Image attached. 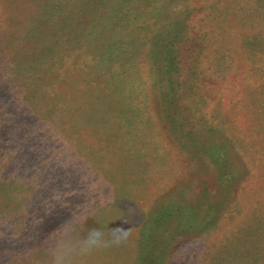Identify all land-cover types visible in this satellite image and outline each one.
<instances>
[{"label":"rangeland","instance_id":"374dc122","mask_svg":"<svg viewBox=\"0 0 264 264\" xmlns=\"http://www.w3.org/2000/svg\"><path fill=\"white\" fill-rule=\"evenodd\" d=\"M264 264V0H0V264Z\"/></svg>","mask_w":264,"mask_h":264},{"label":"clouds","instance_id":"9594fccd","mask_svg":"<svg viewBox=\"0 0 264 264\" xmlns=\"http://www.w3.org/2000/svg\"><path fill=\"white\" fill-rule=\"evenodd\" d=\"M86 215L82 213L61 227L53 249V264H73L78 257L87 256L97 250L120 246L126 241L128 233L118 227L93 228L81 237L79 230Z\"/></svg>","mask_w":264,"mask_h":264}]
</instances>
